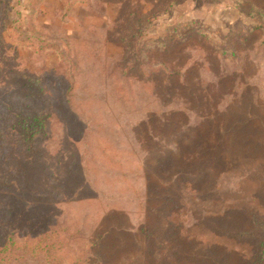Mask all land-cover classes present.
I'll return each instance as SVG.
<instances>
[{
    "label": "rangeland",
    "instance_id": "rangeland-1",
    "mask_svg": "<svg viewBox=\"0 0 264 264\" xmlns=\"http://www.w3.org/2000/svg\"><path fill=\"white\" fill-rule=\"evenodd\" d=\"M26 78L34 153L8 129ZM0 118V264H42L38 241L55 264H256L264 0H0Z\"/></svg>",
    "mask_w": 264,
    "mask_h": 264
},
{
    "label": "trees",
    "instance_id": "trees-1",
    "mask_svg": "<svg viewBox=\"0 0 264 264\" xmlns=\"http://www.w3.org/2000/svg\"><path fill=\"white\" fill-rule=\"evenodd\" d=\"M183 27L181 25L172 24L169 26V29L167 30V35H165L164 40L162 42H158L157 44L160 45V47L163 49L167 45L172 43H177L179 40H181L183 36ZM157 44H154L156 47ZM160 49V48H159ZM167 49V48H166ZM26 82L24 84V94L23 96H18L17 99L20 103H25L26 100H29L26 104H28V107L19 110L17 114H8L10 116V123L8 122V129H10L11 132L15 133L17 138L20 140V143L22 147L29 153H34L36 150V144L37 141L40 140V138H43L46 134V125L49 121L50 114H48L47 111H44L40 107L36 106V101H42L44 98V95L46 93L44 87L39 83L38 80L34 78H26ZM30 102L33 103V106H29ZM25 104V105H26ZM26 109H30V111H27ZM2 122L0 118V123ZM3 133L0 132V136ZM253 236V235H251ZM254 237V236H253ZM257 238V235H256ZM258 244H257V252H256V264H264V235H261L257 238ZM50 242V241H49ZM55 243L50 242V245L47 243H44L43 241H38L37 243H33V246L30 250L31 254L33 253L36 256H41L43 261L42 264H55L53 261V254L56 246ZM54 245V246H52ZM91 244L90 246H92ZM14 243L12 239H8L6 243H4L0 248V262H2L3 258L6 259L7 257L14 256ZM76 264V263H74ZM78 264H82L80 261Z\"/></svg>",
    "mask_w": 264,
    "mask_h": 264
}]
</instances>
